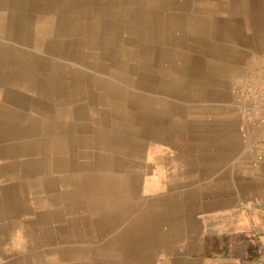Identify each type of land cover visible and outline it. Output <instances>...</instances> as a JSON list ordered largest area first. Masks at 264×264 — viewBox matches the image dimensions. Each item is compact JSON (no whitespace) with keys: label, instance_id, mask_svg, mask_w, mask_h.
Masks as SVG:
<instances>
[{"label":"bare ground","instance_id":"obj_1","mask_svg":"<svg viewBox=\"0 0 264 264\" xmlns=\"http://www.w3.org/2000/svg\"><path fill=\"white\" fill-rule=\"evenodd\" d=\"M208 2L0 0L4 172L59 207L35 240L57 250L60 264L94 263V251L80 245L103 220L92 212L100 188L141 179L129 136L169 115L167 107L207 92L196 91L205 78L191 70L203 68L224 40L222 28L207 27V13L194 12ZM133 155L141 160L142 152Z\"/></svg>","mask_w":264,"mask_h":264},{"label":"crops","instance_id":"obj_2","mask_svg":"<svg viewBox=\"0 0 264 264\" xmlns=\"http://www.w3.org/2000/svg\"><path fill=\"white\" fill-rule=\"evenodd\" d=\"M208 1L192 10L207 13L209 29H223L217 52L222 51L211 47V59L191 70L205 78L196 91L207 90L208 96L167 107L170 116L143 124L141 136H129L141 179L100 188L120 185L129 200L106 209L99 191L92 212L111 221L102 220L93 238L80 245L94 251L93 264H264V163H256L247 148L243 103L233 92L250 77L264 75V0ZM136 149L141 160L133 155ZM1 189L0 264H60L32 247L42 202L20 199L17 186Z\"/></svg>","mask_w":264,"mask_h":264},{"label":"built area","instance_id":"obj_3","mask_svg":"<svg viewBox=\"0 0 264 264\" xmlns=\"http://www.w3.org/2000/svg\"><path fill=\"white\" fill-rule=\"evenodd\" d=\"M243 103V135L256 163H264V75L250 77L234 89Z\"/></svg>","mask_w":264,"mask_h":264},{"label":"rangeland","instance_id":"obj_4","mask_svg":"<svg viewBox=\"0 0 264 264\" xmlns=\"http://www.w3.org/2000/svg\"><path fill=\"white\" fill-rule=\"evenodd\" d=\"M227 38H228V36H227ZM233 92H234V89H233ZM182 102H186V100H183ZM2 145H3V143L0 142V150L2 148ZM2 159H3V154L0 152V183H7V185L6 184H0V185L1 186H6L8 189L11 188L12 185L13 186H17L16 183H15V180L12 181V180L8 179L9 174H5V172H4V170H6V165L5 164L8 163V161L2 160ZM17 175H19V174L17 173ZM4 176H6L5 179H4ZM10 184H12V185H10ZM12 190H15V189H12ZM0 191H2V189ZM18 191H19L18 195H19V197H21L20 199H26L27 197L33 196L39 202H42L41 205H40V212H39V214L37 216V219L35 220L34 228L32 229L33 236H30L31 237V241H32V247L35 248V249H40V248L44 249V255L52 256L54 258L55 262H60L59 256L56 253L57 250H55L54 248H50L48 246H45V244L44 245H41V244L38 245L36 240H35V237H37L36 235H40V237H41L42 236V232H44V231H42V227L44 228V225H45V223H44L45 216L48 214V212L50 210H52L53 208H57L58 206H54V205H51V204L47 203L45 201V196L43 195V193L40 190H37V191L33 190V192H31V191L29 192V190H26L25 188H19ZM101 191L103 192V196H104L103 198L109 200V201L106 200V202L108 203V204L106 203L107 204V209H109L110 208V204L114 203L116 200H118V201L119 200H123V196H124V199L127 198V196H125L123 194L124 191H122L120 188H115L114 187L113 189H110V190L105 189V192H104L103 189H100V192ZM13 196H15V194H13ZM106 196H107V198H105ZM24 217H26V219H24V220H29L30 219V217H27L26 215H24ZM35 228L38 230V233H34V229ZM24 230L30 235L29 230H26V229H24Z\"/></svg>","mask_w":264,"mask_h":264}]
</instances>
